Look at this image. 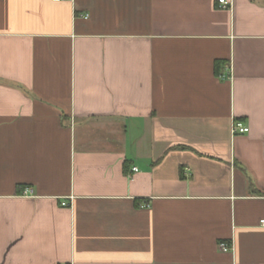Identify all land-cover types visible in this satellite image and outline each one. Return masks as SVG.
<instances>
[{
    "label": "crops",
    "instance_id": "1",
    "mask_svg": "<svg viewBox=\"0 0 264 264\" xmlns=\"http://www.w3.org/2000/svg\"><path fill=\"white\" fill-rule=\"evenodd\" d=\"M229 1L0 0V264H264V0Z\"/></svg>",
    "mask_w": 264,
    "mask_h": 264
},
{
    "label": "built area",
    "instance_id": "2",
    "mask_svg": "<svg viewBox=\"0 0 264 264\" xmlns=\"http://www.w3.org/2000/svg\"><path fill=\"white\" fill-rule=\"evenodd\" d=\"M53 2H59V1H63V0H50ZM230 1L229 0H217V8L219 9H224V8H228L230 6ZM85 17H87V15H85ZM248 127L245 126L241 121L235 120L233 121L230 131L233 135L235 134H241V133H247L248 132ZM134 171H136V167L133 168ZM32 194L31 189H24L22 195L24 196H30ZM62 205H66L65 202L61 203ZM261 224L264 225V220H261ZM219 248L221 250H227L229 248V245L225 242H221L219 243Z\"/></svg>",
    "mask_w": 264,
    "mask_h": 264
}]
</instances>
